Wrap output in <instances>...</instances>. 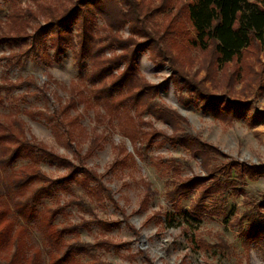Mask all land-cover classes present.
Returning a JSON list of instances; mask_svg holds the SVG:
<instances>
[{"label": "rangeland", "instance_id": "1", "mask_svg": "<svg viewBox=\"0 0 264 264\" xmlns=\"http://www.w3.org/2000/svg\"><path fill=\"white\" fill-rule=\"evenodd\" d=\"M181 2L173 0L169 9L159 11L162 0H154L147 23L160 35L169 28L162 45L167 44L187 82L129 25L119 31L124 43L138 45L129 46L139 77L157 87L149 101L169 118L143 114L129 102L110 109L97 103L85 83L88 61L80 69L69 50L54 62L49 39L40 49L43 58L13 65L5 58L16 50L0 45V83L17 84L10 94L2 92L0 115L20 119L25 137L68 160L77 176L89 173L87 187L95 189L100 182L106 190L98 189L100 200L75 184L66 193L59 189L70 171L40 162L41 171L57 184L38 208L63 205L55 220L60 227L88 223L65 237L69 243H104L83 256L84 262L264 264V49L257 55L247 51L238 62L218 69L211 51L190 46L194 32ZM13 4L0 0V33ZM15 5L36 9L29 0ZM94 23L101 36L106 34L103 20L96 17ZM123 55L114 46L103 58ZM124 69L121 62L114 74ZM199 94L211 99V109ZM25 164L19 160L14 167ZM189 181L201 183L200 188L181 192ZM42 242L32 227L17 243L4 238L0 264H26L36 248L43 252L38 264H48Z\"/></svg>", "mask_w": 264, "mask_h": 264}, {"label": "trees", "instance_id": "2", "mask_svg": "<svg viewBox=\"0 0 264 264\" xmlns=\"http://www.w3.org/2000/svg\"><path fill=\"white\" fill-rule=\"evenodd\" d=\"M2 1L14 3L6 29L0 33V45L17 52L5 58L7 64L20 63L22 59L43 58L40 49L49 39L54 62H60V57L71 50L80 69L89 65L90 72L85 83L90 85L92 97L97 103L101 102L110 109L129 102L133 108L144 110L143 114L147 111L157 118H169V112L159 110L156 104L149 101V94L157 87L148 86L139 77L135 52L130 49V46L138 45L124 43L119 37L120 29L129 25L133 34L147 39L145 46L152 47V51L158 49L162 54L159 57L165 56L175 74L183 82L188 81L178 68L175 69V59L170 55L167 44L162 45L164 36L169 35V28L160 35L148 27L147 19L149 14L152 15L154 0H143L141 3L138 0H56L55 4L51 0H29L35 5V10L21 9L15 5L16 0ZM171 2L173 0H162L161 7L156 10L169 9ZM181 4L194 32V37L189 39L190 46L203 52L211 51L218 69L238 62L247 51L253 50L257 55L264 49V0H182ZM143 12L145 15L142 16ZM40 16L43 22L39 20ZM96 17L105 23L101 29L106 34L102 36L94 23ZM114 46L119 47L124 55L103 58L105 50ZM86 60L88 65L84 64ZM47 61L51 62V59ZM121 62H125V69L116 75L114 69ZM194 87L200 91L196 85ZM15 88V83H0V105L4 104L2 92L10 94ZM122 95L126 98L122 102L117 101ZM199 97L203 101L208 100L207 108L211 109V99L202 94ZM19 160L26 164L15 168L14 164ZM41 161L70 171L59 190L70 194L71 185H79L98 200V189L106 191L97 179L93 180L98 182V187L90 189L87 187L89 173L84 171L77 176V171L68 160L28 140L20 119L10 118L9 114L0 115V243L6 237L17 243L24 237L26 228L32 227L40 233L43 247L48 249V264H106L94 259L82 260L83 256L104 246V243H69L65 238L76 234L80 227L86 228L88 223L82 221L80 225L60 227L55 220L63 211V205L38 208V203L50 196L57 184L41 171ZM200 184L189 181L180 187L181 192L199 189ZM177 193L179 191L172 195ZM95 223L106 227L102 221ZM42 253L41 249H34L26 264H38Z\"/></svg>", "mask_w": 264, "mask_h": 264}]
</instances>
